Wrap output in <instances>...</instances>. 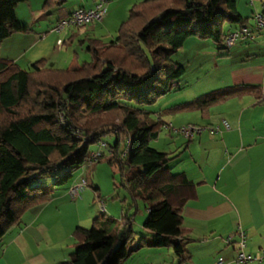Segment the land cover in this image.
Returning a JSON list of instances; mask_svg holds the SVG:
<instances>
[{
	"label": "trees",
	"instance_id": "obj_1",
	"mask_svg": "<svg viewBox=\"0 0 264 264\" xmlns=\"http://www.w3.org/2000/svg\"><path fill=\"white\" fill-rule=\"evenodd\" d=\"M26 1L0 0V46L15 33L31 31L15 16L16 7ZM65 3L45 0L43 10ZM246 21L235 0H144L130 8L115 41L83 40L91 60L81 65L73 61L66 69H54L41 59L24 70L0 59V242L26 213L52 201L56 188L88 165L90 145L113 136L109 153L88 167H116L133 202L130 208L137 201L147 204L142 227L153 236L141 238L140 247L171 248L178 263H186L190 238L181 229L183 210L196 199V188L183 174L170 173L168 165L176 157L150 147L164 123L143 107L179 90L185 70L173 57L187 39L211 40L224 52L230 32L223 26L238 29ZM245 94L264 104L259 87L244 86L214 91L169 112L199 111L207 118L210 108ZM132 130H141L142 137L122 158L121 144ZM42 180L52 183L42 186ZM133 219L100 214L90 229L76 227L73 253L57 264H124L136 241ZM95 230L103 234L93 236Z\"/></svg>",
	"mask_w": 264,
	"mask_h": 264
},
{
	"label": "crops",
	"instance_id": "obj_2",
	"mask_svg": "<svg viewBox=\"0 0 264 264\" xmlns=\"http://www.w3.org/2000/svg\"><path fill=\"white\" fill-rule=\"evenodd\" d=\"M83 1L78 0L77 5L67 12V17L77 9H92L97 0H92L91 3ZM142 1L144 0H110L107 15L102 21L83 29L70 28L58 33L53 32L55 34L52 40L53 50L56 52L47 54L42 52L45 45L41 41L45 33L41 28L44 23L51 24L45 15L50 10H43L45 0H27L16 7L15 16L20 25L30 28L31 31L24 34L15 33L4 40L2 45L12 41L13 56L7 55L3 59L16 63L24 70L41 59L46 61L47 67L61 70L66 69L73 61L78 64L79 56L77 49L74 48L75 44L82 49L85 47L83 40L86 38L103 40L96 35L103 34L101 31L105 34L109 33L114 27L118 30L120 24L126 20L124 18L130 8ZM235 2L238 13L247 20L243 27L253 29V16L263 12V4L259 1L256 4L254 0H235ZM235 29L236 26L229 25L226 33ZM31 33L39 34L41 41L37 38H29V43L26 42L24 37ZM58 41H62V44L58 45ZM253 43L255 45H251ZM64 44L71 45L67 47L65 53L67 55L70 50L73 52L70 59L68 55L60 59ZM192 44L196 47H205L207 54L213 56L215 67L221 70L222 63L223 67L228 69V74L222 77V82H228L225 84L230 87L223 89L256 86L261 89L264 96V42L260 38L258 43L254 41L239 43L227 53L219 51L217 46L215 53L212 46L201 42H192ZM83 51L89 55L85 48ZM199 53L205 52L199 50ZM184 54L185 52L178 51L175 56H184ZM215 57L226 58L217 61ZM181 104L184 103L161 110L156 113V119L160 118L166 124L164 115L178 114L169 110ZM221 105L225 111L220 114L219 120L220 122L222 120V123L226 122L229 129L219 126L220 133L215 136L208 134L209 137L206 134L202 135L203 132L198 135L199 140L196 144L193 139L186 140L183 153L188 154L187 158L185 156L181 162L178 160L181 154L179 153L172 157H176L171 161H175L173 165L171 162L168 165L170 172L172 169L177 171L174 175L183 174L187 181L195 186L197 194L196 199L189 201L183 210L181 229L188 232L190 238V243L186 247L190 259L184 264H218L219 261H222L221 264H236L238 240L235 233L238 227L246 236L244 250L246 254L258 256L264 245V104L254 95L245 94L241 97H232L215 107ZM213 108L209 109L207 118H202L199 111L180 113L196 112L203 121H207ZM141 137L142 134L138 139ZM171 152L162 153L171 157V154H175ZM82 178L83 175L77 176L69 187ZM96 195L99 199V194ZM67 198V191H58L52 201L26 213L20 226L9 230L1 240L0 264H57L63 262L61 260L67 255L70 256L71 247L73 248L70 241L74 229L83 228L86 222L92 224V220L99 217L100 213L82 217L83 201L72 204ZM101 234H103L101 230L93 232V236ZM145 234L148 239L146 237L140 239L148 241L153 236L149 231ZM230 236H234V241L228 245L225 240ZM140 239L134 244L133 253L124 264H179L171 248L140 247ZM134 256H136L135 263L134 260L127 262ZM248 264H264V261Z\"/></svg>",
	"mask_w": 264,
	"mask_h": 264
},
{
	"label": "rangeland",
	"instance_id": "obj_3",
	"mask_svg": "<svg viewBox=\"0 0 264 264\" xmlns=\"http://www.w3.org/2000/svg\"><path fill=\"white\" fill-rule=\"evenodd\" d=\"M254 1L256 4L259 3L256 0ZM77 2L78 0H66V3L62 7L52 8L50 9V11L45 13L51 24L49 25L47 23H44L42 25L41 31L45 33L42 41L40 40L41 36L35 33H31L29 36L25 35L27 37H24V40L28 42L29 38L39 39L41 42H43V45H45L44 50L42 52L51 54L52 51H55L53 50V41H52L55 35L53 34V32H56V27L58 23L67 18V12L70 9H72L74 5H77ZM83 2L91 3L92 0H84ZM108 2H110V0H108ZM22 4L23 3L19 5ZM127 17L128 14L127 16H125L124 19H127ZM228 27L229 25L225 24L223 26V31L226 32ZM101 32H103V34H97V35L95 34V35L96 37H102L103 41L105 42L115 41L117 37V28L115 27L114 30L112 31L110 30L109 33L105 34L104 31ZM257 38L258 39H256L254 42L258 43L259 38L262 42H264V38L262 36H259ZM11 42L9 41V43L7 44L4 43L3 45L0 46V59L5 58L7 55H9V57L13 56L11 52L12 50L11 46L13 44H11ZM192 42H198V43L201 42L203 44L212 46V49L214 50L215 53L217 51L214 43L211 40H199L196 38L187 39L183 48L179 50V52L182 51L185 52L184 56L180 55L176 57L174 55L175 61L178 60V62L177 61L176 62L179 63V65H181L185 69L183 76L179 79V87L181 89L179 91H174L168 94L167 96L161 97L155 102V104L151 106L143 107L145 110H147L152 114L151 115L152 119L154 120L156 119V113L160 112L163 109L169 108L172 105L179 103L194 102L195 100L201 97H205L214 91L223 89L224 87H230V85L225 84L228 82H222V77L227 76L228 69L226 67L224 68L222 63H221V70L215 67L214 60L212 59L213 56L211 54L209 55L207 54V49L202 46L196 47L195 45L192 44ZM237 45H239V43L236 44L235 46ZM251 45H255V43ZM70 46L71 45L64 44L63 51L60 54V59L64 55L65 57L68 55V59L72 57L73 52L71 50L67 52V55L65 54L67 47ZM233 47L231 49H233ZM74 48L77 49L76 51L79 56L77 58V62L79 65L91 60L90 56L87 53H84L83 51L85 47L80 49L79 46L75 44ZM199 50L205 53H199ZM224 58L226 57H217L216 59L217 61L219 60L221 61ZM222 106L223 105L218 107L214 106L215 108L212 107L213 109H211L210 112V119L207 121H203L200 118L199 114L196 112L164 115L163 119L164 121H166L167 125H171L172 128L174 129H179L182 127L189 126L188 123H192L190 126L200 127V128L214 129V128H218L219 126H222V128H224L222 120L221 122L219 120L220 114L224 113L225 111V109H223ZM112 119L114 120V118ZM114 121L117 123L116 119ZM218 122H220L221 125L218 124ZM141 134H142L141 130H132L130 132V136L132 137L133 141H136ZM205 134L207 135V137H209L208 133L206 132H204L202 135ZM198 138H199L198 135H195L192 138L195 144L196 142H198L199 140ZM170 139L172 142H170ZM186 140L187 139H185L182 136L174 135L173 133L162 130V132L159 135V138L157 140L151 141L149 145L151 148L160 152H166V153L169 151L174 152L175 154H171L172 155L171 157L177 154L179 155V153H181L179 155L180 157L178 156V160L182 162L185 159V156L186 158L188 156L187 153L186 154L183 153V149L185 147V144L187 143ZM102 142L107 144H112L114 142V137L107 136L103 138ZM123 147H124V143L121 144V149H123ZM97 149H98V144H93L89 146V152H94ZM174 162H171V165H173ZM179 164H177V166ZM170 173L174 175L177 174V171L175 169H172ZM80 175H83V178L86 179L88 186L85 188L84 191L81 192V196L79 199L72 200L68 195L67 189L69 185L73 182V180ZM51 183L52 180H42L40 182L42 186H48ZM61 190L67 191V197H68L67 200H69V202H71L72 204H75V202L83 201L82 203H84V208H82L83 212H81L82 217H84V215H93V214L98 215L100 213V207L103 205L107 211L105 213L106 216L114 217L115 219H118L122 213L129 214L130 216H134L132 228L133 231L136 233L135 244L138 243L140 237H146V239H148L147 238L148 236L145 234L146 231H144L142 227V224L147 216V204L143 203L142 201H137L136 206L130 208L133 202L126 189L121 185V178L119 175V171L116 167L109 166L107 163H99L92 167L91 166L88 167V165L84 164L82 168H80L73 174L72 178L67 184L59 188H56L55 195L58 191ZM96 193L99 194L98 196L99 199H97ZM90 227H91V223L86 222L83 228L89 229ZM70 244L72 246L73 240L70 241ZM70 251L71 253H73L74 250L72 247ZM68 257L69 255H67L66 258L61 261L67 260ZM132 260H134L135 263L136 256H134L130 261L127 262H131Z\"/></svg>",
	"mask_w": 264,
	"mask_h": 264
},
{
	"label": "built area",
	"instance_id": "obj_4",
	"mask_svg": "<svg viewBox=\"0 0 264 264\" xmlns=\"http://www.w3.org/2000/svg\"><path fill=\"white\" fill-rule=\"evenodd\" d=\"M109 3L107 0H97L92 9L84 10L77 9L71 12V14L64 20L60 21L56 27V32H62L64 30L73 28H83L89 27L98 23L104 19L107 15ZM264 11V5H263ZM254 28L249 29L247 27H241L231 31L225 40L224 47L225 51H228L233 46L238 43H246L253 42L256 40L258 36H262L264 38V15L263 14H255L253 16ZM58 45L62 44V41L57 42ZM224 51V52H225ZM223 126L226 130L229 129V126L226 122H223ZM162 130L173 133L174 135L182 136L187 140L192 139L195 135H200L203 132H207L211 136H215L220 133V128L208 129V128H200L194 126H186L179 129L172 128L171 125L164 124L162 126ZM133 145L132 137L130 133L127 134V137L124 141V147L122 149V158L128 156ZM109 153V146L107 143L100 141L98 143V149L94 152L88 153V165L96 163L99 159H101L105 154ZM88 186L86 179L82 178L78 183L73 184L68 189V195L72 200H77L81 196V192L85 190ZM106 210L102 205L100 207V213L105 214ZM237 237V256L235 262L237 264H248L252 262H261L264 261V245L260 250V254L258 256L248 255L244 252L246 248V236L244 231L238 227L235 233ZM234 241V236H230L226 238V244L230 245ZM264 242V237H263ZM222 261H219L218 264H221Z\"/></svg>",
	"mask_w": 264,
	"mask_h": 264
}]
</instances>
